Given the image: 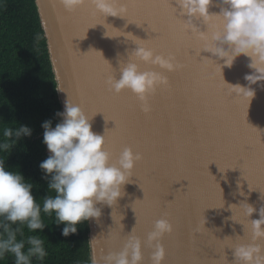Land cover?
I'll return each mask as SVG.
<instances>
[{"label": "water", "instance_id": "water-1", "mask_svg": "<svg viewBox=\"0 0 264 264\" xmlns=\"http://www.w3.org/2000/svg\"><path fill=\"white\" fill-rule=\"evenodd\" d=\"M170 2L176 9L175 15L186 21L188 17L181 15L176 0ZM219 3L220 0H213L210 14L219 13ZM37 4L63 111L68 100L82 106L89 112L92 131L104 135L115 127V122L89 109L96 105L108 107L126 123V131L118 142L106 141L105 148L112 153L113 161L126 146L143 157L136 163L130 182L124 185V194L111 207L97 205L101 216L89 220L90 240H94V243L90 241L92 255L100 259L121 251L132 234L142 241L143 264H151L152 249L147 246V235L153 230L154 222L164 218L167 212L173 232L160 241L165 249L162 264H233L234 249H224L225 243L221 240L235 247L249 242V236L244 237V225L232 220L244 222L247 230V220L231 205L241 202L252 205L257 211L250 219H258L259 209L264 207L261 199L264 150L258 144L260 134L264 140V87L260 86L264 82L252 85L255 95L251 100L235 96L232 106L225 103L216 85L209 83L211 73L206 74L194 60H186L188 67L183 72H165L173 87L158 89L150 97L151 112L144 114L130 91L113 98L114 93L108 91L100 72L104 63L110 64L116 70L115 78L119 79L120 66L128 62L130 52L136 48L134 42L149 38L148 25L137 26L124 17L108 16L105 23L83 27L94 9L85 8L70 15L59 0H37ZM148 11L157 21L169 18L165 9ZM193 22L201 31H207L202 19ZM215 26L219 27V22ZM175 32L178 39H170L169 44L178 43L182 37L179 25ZM184 43L191 41L185 39ZM200 57L216 60L204 50ZM250 62L249 57L241 55L231 67L224 66L223 60L217 61L222 69L214 61L212 64L223 85L231 90V85L247 86L244 77L253 71L248 67ZM140 70L161 71L143 63ZM246 143L252 147L243 152L242 146ZM241 157L246 164L244 174L239 167L232 166ZM182 177L189 178V185L187 180L178 182ZM245 178L253 186L248 187ZM144 194L153 202L152 207L143 208ZM165 200H174L172 206L159 207ZM137 219L140 224L132 232ZM118 231L121 235L117 237Z\"/></svg>", "mask_w": 264, "mask_h": 264}, {"label": "clouds", "instance_id": "clouds-1", "mask_svg": "<svg viewBox=\"0 0 264 264\" xmlns=\"http://www.w3.org/2000/svg\"><path fill=\"white\" fill-rule=\"evenodd\" d=\"M59 3L68 12L90 7L104 17H124L126 12L123 0H59ZM176 4L181 15L188 17L185 29L207 42L204 51L216 57V60L208 59L215 63L223 60L224 66L231 67L241 55L250 58L248 67L253 71L244 77L247 86L231 85V91L235 96L251 100L255 95L252 85L264 82V0H220L219 13L212 14L209 8L213 0H176ZM214 18H219L220 23L210 34L193 22L202 19L205 24L215 25ZM36 39L39 41V35ZM141 63L161 71H141ZM179 67L172 57L157 54L147 45H136L128 62L120 66L119 79L110 77L106 84L114 94L130 91L139 101L141 111L148 114L152 110L150 97L158 89L168 87L169 81L163 73L175 72ZM56 115L62 121L54 128L51 121L42 125L43 143L50 155L40 164L45 173L43 178L48 180V191L55 195L41 198V204L33 195L34 185L25 182L19 172L6 170L4 161L0 160V260L10 254L14 264H32L33 259L43 262L48 255L44 241L37 235L25 236L24 229L32 233L43 231L46 227L43 213L47 217L54 215L57 226L64 225V237L76 234L79 224L101 216L97 205L111 207L117 202L124 194V185L130 182L136 163L142 159L140 153L126 146L113 161L112 153L105 148V134L92 131L91 118L80 105L68 100L65 110ZM30 135L27 126L4 127L0 151L11 150L19 139ZM261 199L264 200V195ZM231 206L239 209L247 220L244 237L249 236V242L232 247L233 264H264V207L259 209L258 219H250L257 211L252 205L241 202ZM230 210L233 213L232 207ZM172 232L173 225L166 216L154 222L146 240L152 249L151 264H162L165 249L160 241ZM90 241L94 243L93 239ZM91 264H143L142 241L130 234L121 251L100 259L93 254Z\"/></svg>", "mask_w": 264, "mask_h": 264}, {"label": "trees", "instance_id": "trees-1", "mask_svg": "<svg viewBox=\"0 0 264 264\" xmlns=\"http://www.w3.org/2000/svg\"><path fill=\"white\" fill-rule=\"evenodd\" d=\"M58 112L63 106L37 0H0V142L4 127L31 129V135L19 139L11 150L0 151V160L6 170L19 172L34 185L33 195L41 204V198L55 195L48 191L40 168L50 155L42 125L51 121L54 128L62 121ZM42 219L43 231L24 229L25 236H39L48 253L43 262L33 259L32 264H91L89 220L77 226L76 234L64 237V225L57 226L54 215L42 213ZM0 264H14V257L8 254Z\"/></svg>", "mask_w": 264, "mask_h": 264}, {"label": "snow or ice", "instance_id": "snow-or-ice-1", "mask_svg": "<svg viewBox=\"0 0 264 264\" xmlns=\"http://www.w3.org/2000/svg\"><path fill=\"white\" fill-rule=\"evenodd\" d=\"M123 4L124 7L126 8L124 18H126L129 23H135L137 26H142L145 23L148 25V29H146V31L149 32V38L146 40H141V39L136 40L134 42L136 45H141V44L147 45L151 47L157 54H162L165 56L172 57L174 62L177 63L180 67L177 71L168 72V73L183 72L188 67L185 61L194 60L198 65H200V67L203 69V71L206 74L208 72L211 73L210 77H208V81L209 83H214L216 85L217 90L223 93V99L225 103L234 106L236 102L235 95H233V93L230 94L231 90L227 87V85H223V81L219 78L217 74V70L215 66H213L212 64V60L205 57H200L201 50H204L206 47H208L207 42L200 40L192 32L187 31L185 29V21L179 19L175 15L176 11L175 8L171 6L170 0H123ZM85 8H90V7H82L76 11L68 12V13L70 15L73 13H79L81 12V10ZM153 8H162L167 10V12L169 13V18L157 21L153 17L151 11H148ZM214 21L220 23L219 18H214ZM101 22L105 23V17L97 13L95 10H93L91 13V18L85 20L83 27H89L92 24H96V25L101 24ZM176 25H179L180 33L182 34V37L179 38L178 43L169 44L170 39L173 41H176L178 39L175 32ZM206 25H207V31L205 32L210 34L213 31L215 25L213 23H207ZM152 33H155L156 35L153 36L151 35ZM73 38L76 37L74 36ZM185 39L191 41V43L185 44L184 43ZM81 57H83V54H81ZM115 72L116 70L113 69V67L110 64L107 63L103 64V71L100 72V74L102 75L105 84L110 77H115ZM163 74L167 77L169 81L168 87L164 89L170 90L173 87L172 81L170 80L168 75H166L165 73ZM108 91H110L109 88ZM157 92L155 94H157ZM121 94L122 92L120 94H114L113 98L120 97ZM80 104L81 105L84 104L83 93H81L80 96ZM89 111H95L97 113L101 112L104 114L107 120H111L115 122V127L105 132V140L109 142L111 141L118 142V140L123 136L124 132L126 131L125 121L114 111L110 110L108 107L103 105H96L94 109H89ZM87 114H89V112ZM243 123L246 125V121H243ZM258 144L260 145L261 149L264 150V140L261 139V134ZM251 147L252 146L250 144L246 143L242 146V151L243 152L250 151ZM232 166L235 168L239 167L242 174H244L246 169V164L244 162L243 157H241L236 162H232ZM181 180H187L189 185L188 177H182L178 182H180ZM245 180H247L248 182V187L253 186L252 181L249 178H245ZM188 185H187V189H188ZM261 187H264V177L261 178ZM257 190L259 191V189ZM179 191L184 192L182 190ZM174 200H176V196ZM174 200L172 201L165 200L166 203H161L158 206L161 208L171 207L172 202ZM141 204L143 208H148L153 206V202L150 201L145 194H144V199L141 200ZM164 215L167 216L168 213L165 212ZM139 224L140 222L137 219V223L135 225L136 228H133L132 232L136 231L137 226ZM241 224L244 225L246 229L245 223L241 222ZM119 235H121V233L118 231L117 237ZM221 241L225 243L224 249L226 247L232 248L231 245L225 241V239Z\"/></svg>", "mask_w": 264, "mask_h": 264}]
</instances>
